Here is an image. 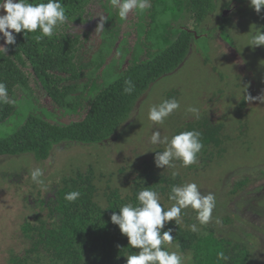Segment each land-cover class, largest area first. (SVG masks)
<instances>
[{
  "label": "trees",
  "instance_id": "1",
  "mask_svg": "<svg viewBox=\"0 0 264 264\" xmlns=\"http://www.w3.org/2000/svg\"><path fill=\"white\" fill-rule=\"evenodd\" d=\"M96 2L103 6L107 20L93 43L90 28L82 34L75 29L93 20L92 6ZM102 2L61 0L68 19L53 36L37 40L42 36L39 29L14 33L16 43L7 46L5 55L0 53V82L14 101L0 103V125L16 115L18 101L22 103L33 95L38 102L37 89L68 118L63 122L30 113L14 133L0 139V158L31 154L37 161H45L54 147L63 143L99 145L114 139L150 85L180 66L196 42L197 29L216 8L215 0H149L147 8L135 12L136 16L147 13L152 20L136 23V38L130 46L124 33L127 18L119 16L111 0ZM260 14V31L264 32V8ZM127 80L135 86L131 94L123 91ZM73 114L78 118L71 119ZM194 130L201 133L202 148L217 145L218 128ZM144 167L130 195L122 196L118 190L108 188L104 201L97 195L92 171L63 178L62 184L53 187L41 201L45 216L23 224L22 233L30 245L22 255H12L10 263L126 264L127 255L139 250L128 245L127 237L111 222V214L118 213L125 203L137 204L136 193L144 187L157 191L167 210L166 205L174 202L168 200L171 186L180 184L177 175L159 174L153 161ZM75 190L80 197L67 201L65 195ZM190 225L179 219L178 223L168 222L162 231L173 230L172 244L191 256V264L250 263L246 244L213 231H192Z\"/></svg>",
  "mask_w": 264,
  "mask_h": 264
},
{
  "label": "rangeland",
  "instance_id": "2",
  "mask_svg": "<svg viewBox=\"0 0 264 264\" xmlns=\"http://www.w3.org/2000/svg\"><path fill=\"white\" fill-rule=\"evenodd\" d=\"M215 1V11L197 29L196 42L183 62L150 85L114 139L99 145L63 143L54 147L45 161H37L31 154L0 158V264H11L12 255H22L29 248L22 226L34 222L37 216H45L41 201L53 187L62 184L63 178L92 171L101 201L108 188L118 190L122 196L130 195L144 164H155V152L165 148L163 144L149 143L152 132L159 131L162 137L170 138L205 126L219 129L217 145L202 148L194 164L184 166L174 160L175 167L156 169L166 176L175 173L180 177L179 185L195 182L203 194L211 192L216 198L208 223L200 224L190 207L182 210L181 221L246 244L249 264H264V46L246 45L251 33L261 28V11L255 12L249 0ZM92 10L93 20L75 32L82 34L90 28L95 42L98 15L105 14L97 2ZM148 15L136 16L135 9L129 13L124 24L128 45H134L136 23L152 20ZM36 91L38 102L33 95L22 103L18 101L16 115L0 125V139L14 133L30 113L68 121L40 89ZM173 98L180 107L163 123L148 119L150 106ZM188 107L198 108V118L187 111ZM35 168L43 171V186L31 180L30 173ZM160 203L166 202L160 198ZM162 247L181 254L182 264H191V256L181 253L175 244L165 243Z\"/></svg>",
  "mask_w": 264,
  "mask_h": 264
},
{
  "label": "clouds",
  "instance_id": "3",
  "mask_svg": "<svg viewBox=\"0 0 264 264\" xmlns=\"http://www.w3.org/2000/svg\"><path fill=\"white\" fill-rule=\"evenodd\" d=\"M253 10L257 13L264 8V0H249ZM112 6L118 9L122 19H126L134 9L144 10L149 6V0H111ZM0 10L5 14L0 15V37L4 43L0 45V53L4 55L8 51V45L16 43L14 33L22 31L33 33L39 29L43 37H51L59 25L67 21L66 9L61 0H47V2H29V0H0ZM99 22L96 30L104 29L107 17L98 15ZM12 30V31H9ZM252 32L246 45L257 47L264 46V32L259 29ZM125 93L131 94L134 84L131 80L125 81ZM253 99L252 97H247ZM0 103H14L9 99L8 90L3 82H0ZM180 107L176 99H165L159 104H153L148 110V119L156 124L163 123L164 119ZM187 111L198 118V108L188 107ZM149 143L153 145L163 144V151L155 152L154 162L157 168L165 166L175 167L173 161L180 160L184 166L194 164L197 154L203 147L201 133L196 130L182 131L170 138L162 137L159 131L152 132ZM175 175V173H173ZM43 171L35 168L31 171V180L41 186ZM78 190L70 191L65 199L74 202L80 197ZM137 204L125 203L119 207V212H113L110 220L117 225L120 233L127 237L128 245L139 251L127 255L126 264H182V255L177 251H169L162 247L163 244H172L174 237L172 229L162 231L170 222H179L183 209L191 208L196 212V219L200 224H206L212 218L216 198L211 192L203 194L195 182L171 186L168 195L169 201L174 203L167 209L160 203L159 193L148 187L142 188L136 193ZM192 231H197L195 224L190 225ZM178 247V246H177ZM222 255V254H221Z\"/></svg>",
  "mask_w": 264,
  "mask_h": 264
},
{
  "label": "flooded vegetation",
  "instance_id": "4",
  "mask_svg": "<svg viewBox=\"0 0 264 264\" xmlns=\"http://www.w3.org/2000/svg\"><path fill=\"white\" fill-rule=\"evenodd\" d=\"M9 31H11V30H9ZM3 43H4V41H3L2 37H0V45H2Z\"/></svg>",
  "mask_w": 264,
  "mask_h": 264
},
{
  "label": "water",
  "instance_id": "5",
  "mask_svg": "<svg viewBox=\"0 0 264 264\" xmlns=\"http://www.w3.org/2000/svg\"><path fill=\"white\" fill-rule=\"evenodd\" d=\"M3 14H5V13L3 12V10H0V15H3Z\"/></svg>",
  "mask_w": 264,
  "mask_h": 264
}]
</instances>
